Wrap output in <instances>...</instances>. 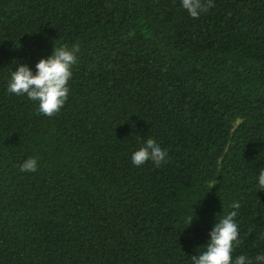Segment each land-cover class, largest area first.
Segmentation results:
<instances>
[{
	"label": "trees",
	"instance_id": "1",
	"mask_svg": "<svg viewBox=\"0 0 264 264\" xmlns=\"http://www.w3.org/2000/svg\"><path fill=\"white\" fill-rule=\"evenodd\" d=\"M62 44L79 50L46 116L7 82ZM148 138L167 160L134 167ZM261 167L264 0L195 19L180 0H0V264H190L233 202V256L254 257Z\"/></svg>",
	"mask_w": 264,
	"mask_h": 264
},
{
	"label": "clouds",
	"instance_id": "2",
	"mask_svg": "<svg viewBox=\"0 0 264 264\" xmlns=\"http://www.w3.org/2000/svg\"><path fill=\"white\" fill-rule=\"evenodd\" d=\"M213 0H180L181 9L195 19L212 6ZM77 45L53 46L47 58H40L35 63V71L26 63H15V71L11 70L7 82V91L16 96H25L36 102L39 113L51 116L65 104L69 95V81L72 77V66L76 63ZM131 163L134 167H142L147 162L159 166L167 160V151L153 139L148 138L131 153ZM38 168V158L28 157L20 164L21 172H35ZM256 187L264 190V167L258 169L255 177ZM233 211L217 219L208 233V239L199 252L189 256L190 264H264V251H259L254 257L246 253L233 256V251L240 244L237 212L240 205L233 202ZM190 218L188 226L193 220ZM257 239L264 240V232L257 234ZM196 249V250H197Z\"/></svg>",
	"mask_w": 264,
	"mask_h": 264
}]
</instances>
